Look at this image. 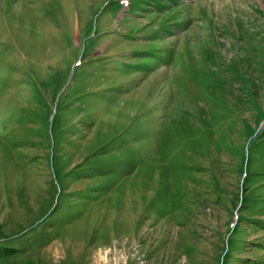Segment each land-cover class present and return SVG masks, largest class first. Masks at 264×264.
<instances>
[{"label":"rangeland","instance_id":"obj_1","mask_svg":"<svg viewBox=\"0 0 264 264\" xmlns=\"http://www.w3.org/2000/svg\"><path fill=\"white\" fill-rule=\"evenodd\" d=\"M0 264H264V0H0Z\"/></svg>","mask_w":264,"mask_h":264}]
</instances>
